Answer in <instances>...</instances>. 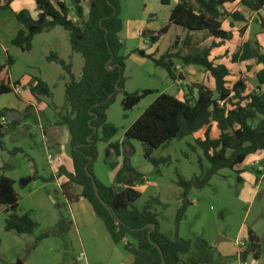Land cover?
Masks as SVG:
<instances>
[{"label": "trees", "instance_id": "1", "mask_svg": "<svg viewBox=\"0 0 264 264\" xmlns=\"http://www.w3.org/2000/svg\"><path fill=\"white\" fill-rule=\"evenodd\" d=\"M35 1L42 15L46 17L45 21L39 24V20L32 19L27 11L18 12L16 18L25 29L16 34L12 44L23 51H29L37 34L60 26L69 34L71 49L84 58L82 73L76 77L71 63L54 53L48 56L68 76L65 83L68 106L59 112L57 123L68 129L74 172L69 173L64 167L60 168V172L67 176L70 184L80 188L81 196L92 205L113 242L121 244L125 251L132 254L131 264H194L183 260L182 257L190 252L191 241L178 233L179 222L191 205L190 191L209 185L212 177L222 169H234L248 155L264 151V92L260 91V86L264 84V51L258 39H243L244 29L234 30L232 22L229 24L230 28L225 27V17H230L232 21L245 22L242 13L227 12L225 9L226 4L236 0H194L195 4L190 0H177L171 10L169 24L159 31H152L149 37L152 43H156L172 26L178 27L177 29L185 31L183 38L176 36L174 40L178 49L175 52L167 51L159 57L142 49L133 51L165 69L173 81L181 79L172 62L174 57L179 58L184 65L202 67L214 80V88L203 84L189 87L185 100L168 93H160L126 130L122 140L123 145L130 144L131 140L140 141L144 145V158L157 167L161 162H167V158L154 157L156 149L173 139H183L207 127L204 137L196 138L192 147L202 151L209 166H205L203 158H200L201 174L185 179L177 173L176 184L182 188V193L181 206L176 214L177 229L173 238L162 232L157 216L151 211L149 204L142 210L134 205L141 196L135 183L144 176L130 164L128 155L124 156L113 185L102 183L93 171L100 142L109 143V148L114 149L117 156H120V145L110 142L118 133V128L108 121L107 115L117 94L123 92L122 106L125 111H130L143 98L153 93L151 89L133 93L124 89L126 57L121 53L124 43L119 35L123 29L121 0H90L87 16L79 10L77 20L69 17V8L63 3L55 5L51 0ZM160 1L163 5L171 2ZM239 3L258 15L264 11V0H239ZM1 7L8 8L9 0H5ZM201 31L209 34L211 43L194 47L184 53L185 49L193 45V33ZM229 42L235 45L230 56L231 63L240 64L254 60L261 65V69L255 73L259 84L257 89H249L248 79L243 75L230 84V68L211 57L214 50ZM13 61L9 55L7 66L10 67ZM4 67L0 66V73ZM13 85L19 86L17 82ZM28 87L35 98L51 95L49 85L39 77H34ZM9 92H15L9 83L0 85V95ZM15 94L19 95L16 92ZM219 101H225L224 105H220ZM30 108L28 106L26 110ZM10 110L0 109V117L6 116ZM18 123L19 121H10L8 125L14 126ZM213 123L219 131L216 138H212L210 134ZM4 137V126L0 124V150L5 149ZM17 151L21 149L15 148L9 153L15 154ZM110 163L113 167L116 166V163ZM36 177L33 175L32 179ZM94 183L98 187L99 196ZM62 188L64 192L67 191V185ZM18 205L15 181L0 175V208L5 206L7 213L5 229L18 234H32L38 228V223L30 212L18 214ZM203 244L207 245L204 240ZM260 250L259 236L249 229L242 260L245 261L248 255L258 259Z\"/></svg>", "mask_w": 264, "mask_h": 264}, {"label": "rangeland", "instance_id": "2", "mask_svg": "<svg viewBox=\"0 0 264 264\" xmlns=\"http://www.w3.org/2000/svg\"><path fill=\"white\" fill-rule=\"evenodd\" d=\"M190 1L195 4L194 0ZM173 7V2L171 5H163L160 0H121L123 29L120 36L124 43L121 53L126 57L124 89L128 93L151 89L153 93L143 98L130 111H125L122 106L123 92L117 94L114 103L107 111L108 121L118 128V133L115 135L117 139L125 137L126 130L160 93H168L185 100L189 87L203 84L214 88V80L202 67L184 65L179 58L174 57L172 62L176 74L180 75L181 79L173 81L165 69L133 53L135 49H142L146 53H150L153 49L152 53L159 57L167 51L175 52L178 49L174 45V40L176 36L183 38L185 35V31L177 29L178 27L172 26L163 35L158 46L153 45L149 37L152 31H159L169 24ZM228 8L230 11L227 9V12L238 11L245 16V22L234 23L236 30H245L243 39H258L259 42L264 40V11L257 15L241 5H231ZM225 18V27L230 28L229 24L233 21L230 17ZM59 30L66 36L64 42L74 58L73 72L76 77H79L82 73L84 58L71 49L68 32L62 27ZM140 30L145 32L144 35L139 33ZM43 36L36 39L33 51L20 55L15 65L11 67V77L16 79L29 73L38 75L37 71L26 67V63L28 60L38 64L37 67H40L49 81L51 95L36 98L38 106L35 109L31 107L29 110L20 111L23 114V120L17 125H3L5 149L0 150V175L15 181V190L19 198L17 212L18 214L30 212L32 218L38 223V228L32 234L7 231L5 229L6 207L2 206L0 208V264H15L18 261L22 264H75V259L82 251L86 257H90L88 260L90 263L121 264L130 254L121 244L116 245L117 253L108 252L109 259H99V249L96 251L99 244L97 246L95 240L91 245L87 244L85 248L81 246L78 238L79 230L72 227L70 223L73 219V210L56 178H53L52 162H55L63 151L70 153L69 143H63L64 141L61 140L62 134L54 133L59 112L68 106L65 88L68 76L59 65L55 63V65H49L44 59L42 52L47 45H52L54 40ZM193 37L192 47L185 49L184 53L194 47L211 43L206 31L195 32ZM233 49L234 45L229 43L214 50L211 57L217 62H225L231 66L232 72L228 78L230 84L243 75L248 79L249 88L257 89L259 86L255 78L257 64L254 60L240 65L232 64L229 51ZM61 53L66 55L63 50ZM15 57V54H12L14 60H16ZM7 76L8 74L4 73L2 79L6 80ZM194 92L196 96L197 90L195 89ZM20 100L21 95L15 92L1 94L0 107L18 105ZM39 105L46 106L41 108ZM202 136L203 133L198 132L183 139H173L156 149L153 153L154 157L167 158V162H161L157 167L144 158V145L138 140H131L132 148L125 147L123 151L124 156H129L130 164L144 176L135 183L141 196L134 205L142 210L149 204L151 211L157 216L162 232L169 238H173L176 233V214L181 206L182 188L176 184L177 173L185 179L201 174L200 158H203L202 162L205 166H209L202 151L192 147L195 139ZM15 148H20L21 151L10 154L9 151ZM124 156L122 158L116 156L118 164L115 167L108 159L96 160L97 162L93 165L95 176L106 185L113 183L112 176L117 167L122 166ZM259 169L264 171V159L255 164L249 161L242 162L234 169L219 171L206 187L194 188L190 191L191 205L179 222L181 235L191 241L190 252L183 256L185 261L205 264L200 261L201 253L204 252L210 256H218V254L210 245H204L202 239L212 241L220 233L235 239L243 224L249 228L253 224L261 237L259 238L262 256L259 264H264V205H261V199H264V182L259 185L261 189L252 203L250 199L243 198L248 190L251 192L253 189V186L249 189L248 179L244 175L250 174L259 178ZM33 175L37 177L27 185H21L23 178ZM259 182L262 181L259 180ZM233 264L240 263L235 261ZM246 264L252 263L247 261Z\"/></svg>", "mask_w": 264, "mask_h": 264}, {"label": "crops", "instance_id": "3", "mask_svg": "<svg viewBox=\"0 0 264 264\" xmlns=\"http://www.w3.org/2000/svg\"><path fill=\"white\" fill-rule=\"evenodd\" d=\"M4 2H5V0H0V6H2L4 4ZM51 2L54 3L55 5L58 3L65 4L69 8V17L73 20L78 19L77 12L79 10L86 17L88 12H89V9H90V0H51ZM172 2L175 5L177 3V0H171L169 5H171ZM231 5H241V4L239 3V0H236L234 3L226 4L225 9L229 10L228 7H230ZM20 11H27V13L30 15V17L36 21L39 20L41 15H42V12L38 8V5H37L35 0H9V7L8 8H6V9L2 8V7L0 8V66H3V67L5 66L0 73V85L1 84H7L6 82H8L9 86L11 87L15 82H17L21 88L18 91V94L21 95V100L19 101V104L18 105L13 104V105H9V106H3V107H0V109L8 108L11 110L14 109V110H18V111H23V110H26V108L28 106H31L34 109L38 106L37 99L30 93L29 87H28L30 82L32 81V79L34 77H39L42 80H44L48 85H49V81H48L47 77H45L43 75V71L40 69V67H37L38 64H34L28 60L26 63V67H28L31 70L37 71L38 75L29 73V74H25L24 76H22L20 78L13 79L11 77L12 76L11 67L15 65L16 61L20 58V55H25L26 52L33 51V49L35 48L36 39L38 37L43 36V34H45V36H43V37H45V38L48 37V39L54 40V43L52 45H47V47L44 49V52H42V53H44V59L46 60V62L49 65H53L54 63L59 65L57 62L51 61L48 59V56L50 54H53V53L57 54L59 56V58L63 59L67 63H71L72 69L74 66V60H73L74 58H73L71 52L69 50H67L68 46H67L66 42H64L66 39V36L63 35L62 31L60 32L59 26L51 29L50 31L37 34L33 39V45H32L31 50H29V51H23L20 48L14 46L12 44L13 38L16 36V34L20 30L25 29L24 25L21 22H19L16 18V14ZM240 13H242V12H240ZM253 13H255V12H253ZM255 14H257V13H255ZM236 22H240V21H233L232 22L233 26H234V23H236ZM234 30H236V29H234ZM139 33L141 34L142 31L140 30ZM120 34H121V32H120ZM163 35L160 37V39L156 43H152V44L158 46ZM120 39L122 40L121 36H120ZM244 40H246V39H244ZM229 43L234 45L231 42H229ZM229 43H227V44H229ZM260 44H261L262 49L264 51V40H260ZM62 50L66 54L65 56L62 55V53H61ZM234 50H235V45H234V49L232 51H229V53L232 54L234 52ZM152 51H153V49H151L150 53H152ZM12 54H15L16 60H14L13 64L10 67H8L7 66V57L9 55L12 57ZM221 63L226 64L225 62H221ZM240 64H242V63H240ZM240 64H237V65H240ZM226 65L231 70V66L228 64H226ZM260 69H261V65L257 64V71H259ZM4 73L8 74L6 80L4 78L2 79V77L4 76ZM248 88H249V86H248ZM260 91L264 92V84L260 86ZM45 106L46 105H44V106L39 105V107H41V108H43ZM206 129H207V127H203L201 130L198 131V132L203 133V136L201 138L204 137V133H205ZM198 132H196V133H198ZM213 132H216V134H213ZM54 133H56V134L61 133L62 134V138H61L62 142L64 141L63 143H66V142L69 143V132H68V129L66 128V126L59 125L57 123V126L54 128ZM195 134H193V135H195ZM210 134H211L212 138L218 137L219 131L216 128L215 123H213L211 125V133ZM116 137L117 136H114L110 140V142H112V143L117 142L120 145V150H119L120 156L117 158H122V156H124L123 151H124V149H126L125 147H128L131 149V145H130L131 143L128 145H122V140L124 138L117 139ZM108 144L109 143H104V142H101L98 144V152L99 153H98L97 161H100V160L106 161L108 159L109 162H114V163L118 164V162L116 161L117 160L116 151L112 148H109ZM262 159H264V151H258L257 153L248 155L247 158L244 160V162L249 161L250 163L253 162L255 164ZM52 163L54 165V167H53V171H54L53 178H56L63 194H65V197L68 199V202L70 203V207L73 210V219L71 220L70 223H71L72 227H76L79 230L78 231L79 232L78 238H79V242H80L81 246L83 248H85L87 244L90 243V245H91L92 241L95 240L96 245L98 246V244H99L98 248L96 247V251H97V249H99L98 250L99 259H109L108 258V252H111V253L113 251L116 252V250H117L116 245L117 244L112 242L113 240H112V238H110V233L107 231L103 221L100 218H98L97 215L95 214V212L92 208V205L86 199H84L81 196L80 188L75 184H70L68 182L67 176L60 172L61 167H64L66 169V171L69 173L74 172V164H73V160L70 156V153H67V151H63L61 153V155L58 157V159ZM120 167H121V165H119L117 167L116 172H114V174L112 176L113 183H111L110 185L114 184L115 175H116V173ZM259 171H260V173H259L260 177L259 178L256 176H252L250 174L244 175L248 179L249 189L251 188V186H253L252 187L253 189L251 190V192H249V190H248L247 194L243 198L250 199L251 203L254 200V198L256 197V194H258L260 189H261V187H259V185L264 182V171L260 170V169H259ZM259 180H261L262 182H259ZM63 185H67V191L66 192H64V189L62 188ZM67 196H71V198H68ZM261 201H262L261 205H264V199H261ZM254 224H257V223H254ZM250 228L259 236V234L257 233V229H256L255 225L252 224L250 226ZM250 228L246 224H243L235 239H231L225 233H220L212 241H208L207 239H202L207 243V245H210L212 248H214V250L217 252L218 256H215V255L210 256L208 254H204V252H203V253H201L200 261L205 262V264H233L235 261H238L239 263H241L242 254L247 247L248 235H249V229ZM180 232L181 231L179 229V235L181 237H183ZM240 242H245L246 245L244 247H242L239 245ZM261 256H262V253L260 250L259 258L256 259L257 264H259L261 262ZM182 258H183V260H185L184 257H182ZM77 259H78V257L75 259V264H85V263L94 264V263H90V261H88L90 259V257H88V256L86 257V260L83 262H79ZM251 260H253V256L248 255L245 261L251 262ZM132 261H133V256H132V254H129V256L127 255L125 260L122 261L121 264H131Z\"/></svg>", "mask_w": 264, "mask_h": 264}, {"label": "water", "instance_id": "4", "mask_svg": "<svg viewBox=\"0 0 264 264\" xmlns=\"http://www.w3.org/2000/svg\"><path fill=\"white\" fill-rule=\"evenodd\" d=\"M46 17L44 15H41L40 19H39V24H42L44 21H45ZM7 117L10 121H22L23 120V114L18 111V110H10L8 113H7ZM32 180V177H27V178H23L21 180V185L25 186L27 185L30 181ZM94 188H95V191L98 195V187L96 185V183H94ZM99 196V195H98ZM15 264H22L21 261H18L17 263Z\"/></svg>", "mask_w": 264, "mask_h": 264}, {"label": "built area", "instance_id": "5", "mask_svg": "<svg viewBox=\"0 0 264 264\" xmlns=\"http://www.w3.org/2000/svg\"><path fill=\"white\" fill-rule=\"evenodd\" d=\"M11 88H12L16 93H18V91L21 89L20 86H14V85H12ZM233 94H234V93L232 92V95H233ZM219 103H220V105H224L225 101H219ZM9 122H10V120L8 119L7 115H6V116H2V117H0V124H1V125H7V124H9ZM49 159H50V156H49ZM239 245L242 246V247H244L246 244H245V242H240ZM77 260H78L79 262H83V261L86 260V256H85L84 252H81V253L79 254ZM251 263H252V264H257V260L253 258V260H251ZM85 264H87V263H85ZM240 264H246V262L242 260Z\"/></svg>", "mask_w": 264, "mask_h": 264}]
</instances>
